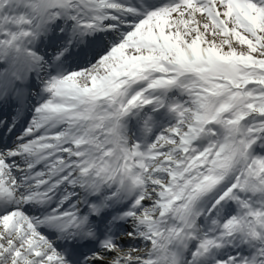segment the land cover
Wrapping results in <instances>:
<instances>
[{
  "label": "snow or ice",
  "instance_id": "6c2138e0",
  "mask_svg": "<svg viewBox=\"0 0 264 264\" xmlns=\"http://www.w3.org/2000/svg\"><path fill=\"white\" fill-rule=\"evenodd\" d=\"M9 106L0 264H264V0H0Z\"/></svg>",
  "mask_w": 264,
  "mask_h": 264
},
{
  "label": "bare ground",
  "instance_id": "6f19581e",
  "mask_svg": "<svg viewBox=\"0 0 264 264\" xmlns=\"http://www.w3.org/2000/svg\"><path fill=\"white\" fill-rule=\"evenodd\" d=\"M32 114H33V113L31 112V116H32ZM134 123H136L135 120H133V121L131 122L130 126H132ZM123 242H124V243H127V241H123Z\"/></svg>",
  "mask_w": 264,
  "mask_h": 264
}]
</instances>
